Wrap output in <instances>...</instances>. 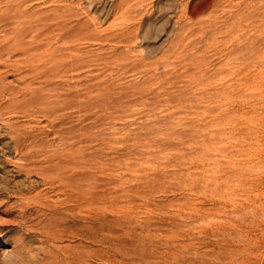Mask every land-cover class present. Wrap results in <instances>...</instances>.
Here are the masks:
<instances>
[{
  "label": "rangeland",
  "instance_id": "1",
  "mask_svg": "<svg viewBox=\"0 0 264 264\" xmlns=\"http://www.w3.org/2000/svg\"><path fill=\"white\" fill-rule=\"evenodd\" d=\"M0 264H264V0H0Z\"/></svg>",
  "mask_w": 264,
  "mask_h": 264
}]
</instances>
